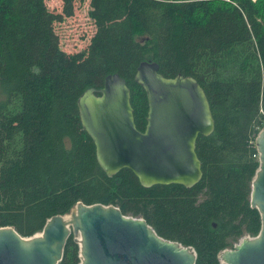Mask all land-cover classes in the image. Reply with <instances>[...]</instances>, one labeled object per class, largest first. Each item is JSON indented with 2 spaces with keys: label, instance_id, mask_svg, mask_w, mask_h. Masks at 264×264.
<instances>
[{
  "label": "trees",
  "instance_id": "obj_1",
  "mask_svg": "<svg viewBox=\"0 0 264 264\" xmlns=\"http://www.w3.org/2000/svg\"><path fill=\"white\" fill-rule=\"evenodd\" d=\"M71 10L72 0L56 12L45 0H0V226L26 237L78 200L110 203L191 245L193 264H219L221 249L260 226L249 193L264 123V0H89L95 29L84 54L60 66L52 24ZM141 60L164 76H194L208 98L214 127L195 137L201 174L190 186L141 185L126 167L106 174L81 127L77 96L115 72L143 129L147 101L133 79ZM66 237L55 264H78Z\"/></svg>",
  "mask_w": 264,
  "mask_h": 264
},
{
  "label": "water",
  "instance_id": "obj_2",
  "mask_svg": "<svg viewBox=\"0 0 264 264\" xmlns=\"http://www.w3.org/2000/svg\"><path fill=\"white\" fill-rule=\"evenodd\" d=\"M133 79L147 101L143 129L135 127L130 88L115 72L99 87L88 86L76 98L77 116L94 143L100 169L112 175L130 168L141 185L199 180L197 134L214 124L208 98L194 76H164L154 60H141ZM254 138L258 166L250 181L249 203L260 216L256 234L243 235L221 249L219 264H264V123ZM214 224V223H213ZM42 229L26 237L14 226H0V264H55L69 232L78 235V264H193L195 251L155 233L140 216L123 214L107 203L78 200L65 214L54 213Z\"/></svg>",
  "mask_w": 264,
  "mask_h": 264
},
{
  "label": "rangeland",
  "instance_id": "obj_3",
  "mask_svg": "<svg viewBox=\"0 0 264 264\" xmlns=\"http://www.w3.org/2000/svg\"><path fill=\"white\" fill-rule=\"evenodd\" d=\"M45 2L52 12L60 11L62 0H45ZM88 2L89 0H72V13L62 15L60 20L53 22L54 32L58 38L57 52L53 60L56 65L67 66L84 54V47L95 29L94 24L87 17ZM77 236L73 235L76 238ZM75 240L77 242V239Z\"/></svg>",
  "mask_w": 264,
  "mask_h": 264
},
{
  "label": "built area",
  "instance_id": "obj_4",
  "mask_svg": "<svg viewBox=\"0 0 264 264\" xmlns=\"http://www.w3.org/2000/svg\"><path fill=\"white\" fill-rule=\"evenodd\" d=\"M88 17V16H87ZM89 18V17H88ZM253 155H258V151H257V149H256V153H253ZM74 238H76V237H74Z\"/></svg>",
  "mask_w": 264,
  "mask_h": 264
}]
</instances>
